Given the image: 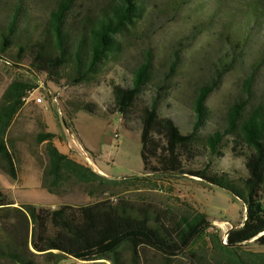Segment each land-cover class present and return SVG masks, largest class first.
<instances>
[{
  "label": "trees",
  "instance_id": "1",
  "mask_svg": "<svg viewBox=\"0 0 264 264\" xmlns=\"http://www.w3.org/2000/svg\"><path fill=\"white\" fill-rule=\"evenodd\" d=\"M77 1L57 0L48 15L38 20L31 18L23 1L0 0L4 8L0 9L2 57L18 67L26 62L33 73L52 78L53 72H66L71 85L86 82L97 78L106 63L120 61L127 40L142 38L156 18L173 20L190 0H163L156 9H150L146 0H113L95 15L74 19ZM241 12L236 20L223 24L216 37L212 76L196 88L189 130L182 131L173 118L160 113V94L169 89L167 84L178 68L176 52L173 59H164L145 48L138 64L121 67L119 82L112 86V109L104 111L88 102L80 103L78 110L101 118L116 114L126 131L139 134L143 176H189L233 195L244 209L243 228L233 227L223 242L211 231L207 215L198 211L182 219L177 232L164 235L151 228L146 218L98 212L94 204H63L53 209L25 203L0 208L1 222L10 226L8 235L0 237V256L13 264H35L32 257L37 254L51 256L45 261L53 263L66 256L95 264H264L263 252L245 247L252 239L264 246V234L258 237L264 230V91L252 92L255 74H250L243 81L242 95L223 118L214 120L205 106L224 74L234 69L250 45L257 44L255 53L264 62V0H247ZM167 15L171 17L165 19ZM194 34L192 38L199 32ZM12 47L14 53L9 52ZM64 79L58 77L54 83ZM34 88L29 81L15 79L0 98V170L14 180L17 169L6 134ZM33 137L43 145L41 188L48 193L54 194L66 182L98 189L117 184L61 153L54 145L55 134L47 132L45 124L38 125ZM227 142L234 149L247 150L245 179H232L213 169L214 158Z\"/></svg>",
  "mask_w": 264,
  "mask_h": 264
},
{
  "label": "rangeland",
  "instance_id": "2",
  "mask_svg": "<svg viewBox=\"0 0 264 264\" xmlns=\"http://www.w3.org/2000/svg\"><path fill=\"white\" fill-rule=\"evenodd\" d=\"M13 2L15 0H7ZM24 8L29 10L32 19L46 17L54 8L57 0H20ZM113 0H78L74 10V19L85 14L95 15L100 9ZM247 0H190L171 21L156 18L152 21L147 34L142 38L127 40L120 61L111 60L101 68L100 75L86 82L71 85L66 72H53V78L45 74L33 73L25 62L18 67L0 54V98L7 86L15 79L29 81L35 88L27 93L28 109L23 105L15 115L6 137L11 141V151L17 169V182L0 170V208L18 207L20 204H33L45 208L57 209L66 204L81 207L96 205L98 212H110L116 216L130 219L146 218L151 228L164 235H172L182 226V219L192 216L194 211L207 215L212 223V232H216L222 241L226 240L229 231L243 228L245 213L242 203L230 193L215 186L199 183L195 178L180 175H146L142 174L140 158V136L125 130L118 115L107 118L93 116L78 110L80 103L93 102L107 111L112 109V86L119 82L122 66L133 67L142 59L145 48L155 51L156 57L173 59V52L178 54V68L173 73L175 78L163 91L161 116H170L182 131L190 129L191 103L196 88L212 76V52L218 47L216 37L223 24L241 15ZM150 9H156L163 0H146ZM0 9H4L0 4ZM167 15L165 19H169ZM154 18V16H153ZM71 21H74L70 18ZM199 26L200 28H197ZM263 28L262 22L259 23ZM195 28H197L195 30ZM257 31H260L257 28ZM144 32V31H143ZM192 33L197 35L192 38ZM257 44L246 48L243 58L224 74L220 84L212 92L205 106L214 120L224 117L231 105L242 95L243 81L250 74H255L252 92L260 94L264 91V62L257 58ZM15 52V48L9 50ZM159 59V58H158ZM176 60V58H175ZM157 61V60H156ZM158 62H156V65ZM183 64V66H181ZM64 77L54 83L58 77ZM42 99L36 102V99ZM246 99V97H244ZM250 107V103H246ZM76 111V112H75ZM75 112V114H74ZM45 115L55 131L69 124L75 116V126L85 138L91 139L101 152L99 163L96 154L88 149L74 148L71 154L79 163L87 165L96 173L117 182L112 187L98 189L96 185L74 184L66 182L54 194L41 188V176L45 164L43 145L35 142L33 134L38 125L44 124ZM56 123V128L53 124ZM57 121V122H56ZM72 134V133H70ZM67 135V133H66ZM70 136V135H69ZM74 136V135H72ZM67 138L68 135H67ZM75 140V139H74ZM244 147L232 148L230 142L219 149L213 160V169L225 173L232 179H245ZM88 157L91 163L86 161ZM27 177L25 186L22 180ZM0 237L8 235L9 223L1 222ZM218 227L225 233L220 232ZM250 229H247L248 233ZM264 234L261 232L259 236ZM252 239L245 245L246 249L263 252L264 246H258ZM30 242V238H29ZM29 249L36 254L29 244ZM35 264H95L93 261L76 260L64 256L57 263L46 262L51 256L34 255ZM98 264H110L97 261ZM0 264H13L6 257L0 256Z\"/></svg>",
  "mask_w": 264,
  "mask_h": 264
},
{
  "label": "crops",
  "instance_id": "3",
  "mask_svg": "<svg viewBox=\"0 0 264 264\" xmlns=\"http://www.w3.org/2000/svg\"><path fill=\"white\" fill-rule=\"evenodd\" d=\"M28 102H29V100H26L25 103H24V105H23V108L25 110H27L29 108L28 107L29 106L28 105ZM75 112H74V114H75ZM43 120H44V124H45V127H46V131L55 134L54 145L56 146V148L61 153L69 156L70 158L76 160L77 162H80L79 160L75 159L72 156V154H71L74 151L72 149H74L75 147L76 148H79V146H80L83 150L88 149L89 151H91L94 154H96L97 157L95 158V161L97 163H99V161L101 160V152H100V150L98 149L97 145H95V143L91 139L85 138L83 136V134L81 132H79V129L76 128V126H75V116H73V119L71 121L72 131H71V129L69 130L68 128H66V126L64 125V123H63V126L60 127V129H58L57 131H55V130H53L51 128L52 127L51 126L52 124H50V120L48 119V117L46 115H45V117H44ZM55 124L56 123L54 122L53 125L56 127ZM56 128H59V127H56ZM66 133H67V135H68L69 138H67ZM70 133H72V135H74V136H72L73 138H71L69 136ZM18 179L22 180V183H23V182H26L27 177L26 176L23 177V178H19L18 177ZM13 181L14 182H17V179L16 180L13 179ZM23 184L25 186H22V189L29 187L26 183H23ZM218 229L220 230V232L225 233V234L229 230L228 229L225 232L226 229L224 231H222L219 227H218Z\"/></svg>",
  "mask_w": 264,
  "mask_h": 264
},
{
  "label": "built area",
  "instance_id": "4",
  "mask_svg": "<svg viewBox=\"0 0 264 264\" xmlns=\"http://www.w3.org/2000/svg\"><path fill=\"white\" fill-rule=\"evenodd\" d=\"M41 101H42V100H40L39 98L36 99V102H41ZM70 137L73 138V137H72V134H70ZM73 141H74V140H73ZM74 142H75V141H74ZM85 158H86V157H85ZM86 161H87V160H86ZM225 238H226V237H225Z\"/></svg>",
  "mask_w": 264,
  "mask_h": 264
},
{
  "label": "bare ground",
  "instance_id": "5",
  "mask_svg": "<svg viewBox=\"0 0 264 264\" xmlns=\"http://www.w3.org/2000/svg\"><path fill=\"white\" fill-rule=\"evenodd\" d=\"M40 99V98H39ZM40 100H42V99H40ZM86 160L89 162V163H91V161L89 160V158L86 156ZM223 242H225V240L223 241Z\"/></svg>",
  "mask_w": 264,
  "mask_h": 264
},
{
  "label": "water",
  "instance_id": "6",
  "mask_svg": "<svg viewBox=\"0 0 264 264\" xmlns=\"http://www.w3.org/2000/svg\"><path fill=\"white\" fill-rule=\"evenodd\" d=\"M263 231H264V230H263ZM263 231H262V232H263Z\"/></svg>",
  "mask_w": 264,
  "mask_h": 264
}]
</instances>
